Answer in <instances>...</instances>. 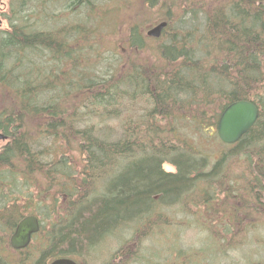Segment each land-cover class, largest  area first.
Instances as JSON below:
<instances>
[{
	"label": "trees",
	"instance_id": "16d2710c",
	"mask_svg": "<svg viewBox=\"0 0 264 264\" xmlns=\"http://www.w3.org/2000/svg\"><path fill=\"white\" fill-rule=\"evenodd\" d=\"M132 6L143 21L167 22L159 38L122 15ZM4 18L0 131L9 142L0 148V264L60 257L82 264L106 237L126 234L140 246L124 240L109 264L149 263L144 239L157 243V257L176 247L166 264H191L194 255L216 264L215 250L227 254L251 235L260 248L241 261L264 264V0H9ZM101 28L125 42L118 53L112 45L116 58L105 67L104 49L94 50ZM243 99L258 118L224 143L217 120ZM116 119V128L106 124ZM211 139L229 147L218 158L205 147ZM74 150L82 160L76 174L67 161ZM228 159L243 164L236 177L227 176ZM53 176L63 181L53 195L66 202L55 197L46 206L51 216L33 235L45 239L36 251L14 250L9 235L34 214L29 203ZM171 206L182 220L167 214ZM190 228L203 244L182 247Z\"/></svg>",
	"mask_w": 264,
	"mask_h": 264
},
{
	"label": "rangeland",
	"instance_id": "374dc122",
	"mask_svg": "<svg viewBox=\"0 0 264 264\" xmlns=\"http://www.w3.org/2000/svg\"><path fill=\"white\" fill-rule=\"evenodd\" d=\"M8 2L9 0H0V29L3 30H7L8 29V22L7 20L4 18V14L8 11ZM58 7V6H56ZM55 7V8H56ZM58 10V9H57ZM134 7L132 6L129 11L131 13L128 12H124L122 15L125 18H128V16H131L130 20L133 17H137L141 22L143 21V13L139 12L135 13L134 11ZM128 11V10H127ZM145 15V14H144ZM150 15V14H149ZM74 20V19H73ZM160 20V18H156L153 19L152 22H148V21H143L142 23V32L145 34L146 30L148 28H150V26L154 25L155 23H157ZM108 26V25H107ZM109 28V27H108ZM122 34L118 33H114L111 34L110 29L107 28H101L100 33L98 35V39L100 40L98 47L94 48L95 51H97V49L99 51H103L102 53V57H106L102 60V64L103 67L105 66H109L114 60H115V56L111 55L110 50L112 48V45L114 46V52L118 53L117 49L120 48L122 45L125 44V42L122 41ZM149 38H153V37H149ZM95 42V41H94ZM152 42V45H154V41H150ZM97 43V41L95 42ZM156 52L153 51V49L150 48V50L147 51L146 54H149V61L154 62V59L152 58V55H154ZM146 54H144L143 56H140L141 58H145ZM0 99H1V92H0ZM91 122L93 123H99V120L97 119H92ZM119 121L118 119H116L115 121H108L106 124L108 126L114 127L116 128V126L118 125ZM102 126V125H100ZM204 142H207L208 146L207 147V151H210L212 158H218L220 155L221 151H225L227 150L229 147L222 144V143H215L213 141V139L211 140H204ZM5 144V141H0V148ZM210 147V148H209ZM72 153L69 154L67 161L71 162V164L74 166L75 169V174L76 171L79 170V168L81 167V158L79 156L78 150H74L71 151ZM60 154L58 155V158L56 159H60ZM211 158V159H212ZM239 159V158H236ZM235 159H228L225 161L224 163V167L227 169H225V171H227V176L228 178H232L233 176H235V174L237 173V169H240V166H243V164L240 161H234ZM163 168L167 171H174V167L171 166L168 162H165L163 164ZM236 177V176H235ZM52 184L48 187L47 190H44L41 194L38 192H35V197L33 198V201H31L29 203V208L32 210V212L34 211V214L37 215L39 217V219H41L42 221H44L45 225L49 223V219H50V212L48 211L46 206H50L53 199L55 197H57V205L58 206H62L66 201L64 200V196L59 193L57 195H53V192L59 190V188L62 186L63 181L61 180V178L59 177H52ZM59 179V180H58ZM72 184H69L67 186H70ZM60 191V190H59ZM46 207V208H45ZM49 212L48 216H45L47 213ZM45 213V214H44ZM167 214L170 215H176L177 218L180 220H182L181 215L182 213L179 212L178 209H176V207H169L167 210ZM45 216V217H44ZM176 218V220H177ZM41 221V222H42ZM197 235H201V233H199L196 229L190 228L187 230L186 234H184V236H182V238H187V240L185 239L182 247H185L187 245H194L193 243L197 244L195 241H198V244H203V241L200 240V237ZM249 235V234H248ZM251 235V234H250ZM120 236V235H117ZM261 236L263 237L264 240V231L261 232ZM249 237V236H248ZM252 235L251 238H248L246 240L245 236H244V241L245 243L240 244L234 249V250H230L227 252V254H223V252H221V249H217L215 250V255H214V262H216V264H245L243 261H241V257L244 261H248L249 259H254L255 258V254L256 252L259 250L260 246L254 241L252 240ZM239 239V237L237 238ZM254 239V237H253ZM126 240L128 243L127 245L129 247H136V246H140V242L135 244V240L134 239H130V234H126L123 237H119L118 239L115 238V236L112 237H106L103 241L100 242V244H98L95 249L92 250V252H90V254H88L87 256H84L85 259H82V264H109L110 262H112V253L119 247V245ZM248 240H250V242H248ZM41 241H45L43 236H37L35 237L31 243H30V248L33 252L36 251V249L39 247V242ZM175 246L178 245V243L175 241L174 242ZM162 246L166 248V246L168 247V249L170 250L171 245L170 243H165L166 245H164L163 242H161ZM132 245V246H131ZM157 245V243H154L150 240H143L141 242V246L146 248L145 249V256L147 258H150V262L146 263V264H166L167 261L169 260V258L171 257V255H175L177 254V249H172L168 252H164L163 254L159 255L158 257L156 256L155 252H154V247ZM181 246V245H179ZM241 247H243L241 249ZM240 252L242 254H240ZM176 253V254H175ZM191 253L190 251H188V254ZM242 255V256H241ZM259 255H264V251L261 250V252L259 253ZM175 256H173V258H175ZM191 256V255H190ZM245 257V259H244ZM125 260H122V262ZM201 258L200 256H196L194 255L193 259H192V263L191 264H204L201 262ZM209 260L207 259V262ZM113 262H118V259L116 258ZM211 262V261H209ZM207 264V263H205Z\"/></svg>",
	"mask_w": 264,
	"mask_h": 264
},
{
	"label": "water",
	"instance_id": "95a60500",
	"mask_svg": "<svg viewBox=\"0 0 264 264\" xmlns=\"http://www.w3.org/2000/svg\"><path fill=\"white\" fill-rule=\"evenodd\" d=\"M166 21H160L150 26L145 32L146 36L159 38ZM258 107L249 100H237L229 103L221 112L216 131L219 139L228 144L235 143L244 135L256 122L258 118ZM3 135H0L2 138ZM40 229L39 218L34 214H29L21 218L16 224L9 237L11 248L20 250L26 248L33 234ZM49 264H78L68 257L53 259Z\"/></svg>",
	"mask_w": 264,
	"mask_h": 264
},
{
	"label": "flooded vegetation",
	"instance_id": "af4514ba",
	"mask_svg": "<svg viewBox=\"0 0 264 264\" xmlns=\"http://www.w3.org/2000/svg\"><path fill=\"white\" fill-rule=\"evenodd\" d=\"M0 135H3V137L2 138H0V141H5V144L3 145V146H5L8 142H9V137L7 136V135H5L4 133H2L1 131H0ZM2 146V147H3ZM1 147V148H2ZM15 228V227H14ZM14 230V229H13ZM13 232V231H12ZM11 232V233H12ZM9 237H10V235H9ZM9 237H8V243H9ZM10 245V244H9ZM11 247V246H10ZM15 250V249H14ZM20 250H22V249H20Z\"/></svg>",
	"mask_w": 264,
	"mask_h": 264
},
{
	"label": "bare ground",
	"instance_id": "6f19581e",
	"mask_svg": "<svg viewBox=\"0 0 264 264\" xmlns=\"http://www.w3.org/2000/svg\"><path fill=\"white\" fill-rule=\"evenodd\" d=\"M232 145V144H231ZM71 259V258H70ZM73 260V259H72ZM75 261V260H74Z\"/></svg>",
	"mask_w": 264,
	"mask_h": 264
}]
</instances>
